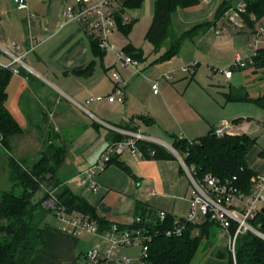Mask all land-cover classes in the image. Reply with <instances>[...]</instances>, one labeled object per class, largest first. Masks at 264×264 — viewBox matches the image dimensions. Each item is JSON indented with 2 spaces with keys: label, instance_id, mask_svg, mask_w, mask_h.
<instances>
[{
  "label": "crops",
  "instance_id": "crops-1",
  "mask_svg": "<svg viewBox=\"0 0 264 264\" xmlns=\"http://www.w3.org/2000/svg\"><path fill=\"white\" fill-rule=\"evenodd\" d=\"M126 1L116 0L118 12ZM155 1L144 0L137 9H124L123 24L132 22V31L129 36L122 38V43L115 33L111 37V44H119L123 50L129 44L141 49L139 39H145L153 22ZM245 1L199 0L198 5L178 9L173 14L172 29L178 35L184 34L196 26L212 23L222 4L233 8ZM72 2L73 0H28L29 10L26 11L20 10L14 0H0V46L10 48L13 41L18 43L26 54L27 65L26 68H20L19 75L10 77L7 86L6 107L23 131L21 135L11 139L10 152H15L12 156L32 167L48 150L49 145L66 146L67 155L59 174L72 172L74 177L96 162L114 136L120 134L104 123L139 131L153 143L166 148L175 158L155 160L129 152L119 154L115 160L128 170L116 163L108 164L103 170L97 169L95 181L98 188L90 191L97 195L86 190L82 196L96 208L101 218L119 224L130 225L134 222L139 203L144 204L150 211H165L175 218L187 217L193 185L184 170L182 159L170 149L173 142L171 136H175L170 131L178 130L181 135L179 138L189 141L196 136L197 139L204 136L197 135L202 133H195L185 127L182 120L175 118L170 102L171 92L175 87L165 86L164 95L161 96V93H153L152 83L160 78L172 81L174 74H187L191 70H197L202 63L217 64V60L227 50L231 52L232 44L238 45L234 37L239 36L243 30H228L217 36L212 27L184 42L177 57L161 63H156V59L163 53V49L160 53H155L153 45L145 39L149 43V50H152L153 58L151 68L146 73L150 79L145 82L142 80L139 85L137 78L142 72L136 75L131 66L115 60L109 50H102V57L96 56L84 27L77 22H66L63 11ZM248 44L250 46L249 41ZM168 46V43L164 45L166 48ZM143 60L148 62L145 54ZM233 60L230 57L227 66ZM0 61L7 63L9 59L0 53ZM192 63H195L192 69L183 71ZM112 72H118L127 82L125 105L107 101L87 103L90 98L105 97L114 92ZM147 99L153 105L150 109L145 105ZM168 110L174 116V122L163 119V114L166 115ZM124 116L133 122V126L124 123ZM143 118L152 119L154 123L148 124ZM78 120L82 123V132L71 136L68 133L79 123ZM225 121L228 120L224 119L222 123ZM233 125L235 131L237 126L235 123ZM38 131L48 133L41 136ZM52 131L54 133H50ZM248 164L256 173L264 172V164H253L249 160ZM62 181L67 186L74 182L64 179ZM78 189L76 192L79 194V186ZM47 230L55 246L70 250L60 257L68 259L60 261L59 264H83L86 252L83 251L79 238L67 236L56 229ZM92 238L97 243V238ZM71 255L73 257L70 259ZM34 258L31 264H34Z\"/></svg>",
  "mask_w": 264,
  "mask_h": 264
},
{
  "label": "trees",
  "instance_id": "trees-1",
  "mask_svg": "<svg viewBox=\"0 0 264 264\" xmlns=\"http://www.w3.org/2000/svg\"><path fill=\"white\" fill-rule=\"evenodd\" d=\"M144 0H127L121 10L117 12L118 30L129 36L133 23L123 24L122 11L124 9H137ZM199 4V0H156L155 16L148 29L145 39L154 47L155 53H160L165 44H169L167 50L157 59L156 63L166 62L180 54L181 48L187 40L206 32L212 28L226 11L231 9L228 4H222L216 13L215 20L202 24L192 30L178 35L172 29V16L178 9H186ZM246 12L242 15L246 28L252 33L257 20L264 18V0H246ZM93 53L102 57L104 51L100 44L88 34ZM125 54L133 59L143 62L144 53L132 45L124 48ZM255 70H264V49L259 51L254 58V63L249 67ZM12 74L8 71L0 73V143L10 152L11 139L22 134V128L6 107L8 99L7 86ZM230 92L227 97L230 101H254L264 108V94L252 98L248 93L244 95ZM148 124H153L151 119L143 118ZM135 128V127H134ZM133 129V128H132ZM123 135H115L112 142L125 139ZM172 148L180 156L183 163L191 171L193 178L202 183L207 175H212L221 183H230L245 195L251 194L254 183L253 178L257 173L248 164V154L256 144V140L248 135H226L217 137L214 129L204 137L189 141L177 136H171ZM138 148L146 159H174V155L163 146L155 143H138ZM153 153V154H152ZM67 155L66 146L49 145L48 150L42 154L39 160L32 166L8 156L10 180L13 188L21 190L20 194L13 191L0 190V264H31L37 252L44 230L35 221V212L43 207L44 200L48 197L46 189L58 190L56 194L58 202L69 213H80L88 217L96 224L100 233L111 230L113 225H118L121 230H142L152 237L148 245V259L153 264H191L204 238L212 235L211 228L218 224L205 221L194 225L182 221V232L177 234V218L172 215L162 222L157 217V212L150 211L144 204L139 203L136 208V220L130 224H119L101 218L94 206L83 196L75 193L65 185L59 177V171L63 166ZM264 160V148L258 154ZM116 163L124 170H128L115 157L109 163ZM47 185V186H46ZM43 194L39 202L34 200L37 195ZM44 208V207H43ZM182 220V219H181ZM179 220V221H181ZM251 225L264 235V213H259ZM237 225L232 226V233ZM171 232L168 235L167 232ZM237 264H264V240L254 233L247 232L238 236L236 246ZM228 264H234L230 258Z\"/></svg>",
  "mask_w": 264,
  "mask_h": 264
},
{
  "label": "built area",
  "instance_id": "built-area-1",
  "mask_svg": "<svg viewBox=\"0 0 264 264\" xmlns=\"http://www.w3.org/2000/svg\"><path fill=\"white\" fill-rule=\"evenodd\" d=\"M20 10H29L28 0H14ZM118 4L116 0H73L63 11L66 22L80 23L85 31L91 35L100 44V48L105 51H112L116 54L117 60L135 70V74H141L139 69L140 62L133 59L125 52H119L116 46L111 44V37L118 30L117 23ZM246 12L245 3L233 7L226 11L224 15L217 20L213 26V31L217 36L225 34L228 30L241 31L246 28V23L242 15ZM252 21L256 23L255 30L250 36V47L252 55L243 58L237 55L235 59L222 69H218L226 78L231 79L234 71L237 69H247L254 63V58L259 51L264 49V18L257 20L252 16ZM0 53L6 55L9 62L0 61V73L8 71L12 75H19L21 67H27L25 63L26 54L22 47L12 42L10 48L0 46ZM195 66V63L185 67L183 71H189ZM111 78L114 83V92L109 96H97L90 98L87 103L93 101L109 103H126L127 82L118 72H112ZM171 77H168L170 79ZM154 94H159V82L152 83ZM124 123L127 126H133V122L124 116ZM109 129L120 133L126 138L120 141L111 142L106 152L98 163L84 172H81L75 182L80 189L90 187L97 190L98 185L95 181L96 170H103L114 157L124 152L143 156L138 148V143H153V141L139 131L129 128H118L110 124H105ZM217 137L234 135V125L225 121L221 126L214 129ZM153 154V153H152ZM184 170L190 177L193 185L189 212L185 218H177L176 233L180 234L184 226L182 221L194 225H199L209 220L215 222L223 230L226 242V249L231 254L234 264L236 263V246L238 236L247 232L256 233L258 231L251 225V221L264 209V172L253 178L254 183L251 194L245 195L238 188L230 183H221L212 175H207L202 183H198L192 176L191 171L183 163ZM47 198L43 202V207L56 213L58 219L64 224L63 231L69 235L80 236L90 234L97 239L99 243L91 250L85 253L83 264H153L148 259L147 242L152 237L142 230H121L118 225H113L111 230L100 233L96 224L91 222L88 217L80 213H69L62 206L56 197L57 190L46 189ZM168 213L159 211L157 217L164 221ZM182 219V220H181ZM136 220V219H135ZM134 220V221H135ZM141 219L137 218V222ZM181 220V221H179ZM236 224V230L232 233V226ZM168 235L171 232H167ZM139 251L131 256L124 254V250Z\"/></svg>",
  "mask_w": 264,
  "mask_h": 264
},
{
  "label": "rangeland",
  "instance_id": "rangeland-1",
  "mask_svg": "<svg viewBox=\"0 0 264 264\" xmlns=\"http://www.w3.org/2000/svg\"><path fill=\"white\" fill-rule=\"evenodd\" d=\"M242 30L243 32L240 33V37H234V41L238 43V45L232 44V46L230 47L231 52L227 50L226 53L222 55L223 57L217 60L219 61L217 62V64L214 63V65L211 62L202 63L197 68V70H191V72L187 74H184L182 72H180L179 74H174L172 81H167L166 79L161 78L158 79L157 81L159 82V94L161 93V96L164 95L163 88L167 85L175 87V90L171 92L170 96V102L172 104L171 111L174 113L176 119L182 120L185 127L194 130L195 133H202L197 135H208L210 129L212 130L219 127L224 119H227L231 123H235L237 129L235 130L234 135L245 134L256 140L255 146L248 154V160L253 164H264V162H262V159H260L258 156V152L264 148V108L260 107L254 101L234 102L228 100L227 97L230 92H234L233 94L235 96L236 94L244 95L248 93L252 98H256L259 95L264 94V70H255L254 68L237 69L234 71V77L232 79L226 78V76L218 70L227 67V60L230 57H232V59H235L237 55H240L243 58L252 55L253 51L248 44V41H251L250 30L248 28H243ZM115 33H117L122 43V38L124 39V35L118 30H116ZM139 43V47H141V50L148 59V62H140L139 65V69L143 73L137 78L139 79L140 85L143 81L145 82L150 79L149 75L146 73L147 69L151 68V60L153 58V54L151 52L152 50H149V43L147 41L145 42L144 38L141 37V40L139 39ZM116 47L119 52L124 51L119 44ZM166 50L167 48L164 47L162 51L165 52ZM108 52L113 54V58L117 60L115 53H113L112 51ZM226 92L229 93L224 94ZM145 101H147L145 105L148 109L153 107L149 99ZM170 113L171 112L168 110L166 115L163 114V119H165L166 121L174 122V116H172ZM84 118L86 117L84 116ZM78 122L79 123L73 127V130L68 133L71 136H76L82 132V123L80 120H78ZM38 133L42 136L47 135L48 132L46 133L45 131H38ZM50 133L54 132L52 131ZM179 133L180 132L178 130L170 131V134L181 137ZM196 137L192 138L190 141L196 140ZM107 148L108 146L104 150L102 156L106 152ZM14 153L15 152H12L13 155H15ZM12 154H8L0 143L1 191L15 190L13 188V183L9 178L10 172L8 165V156H12ZM102 156H100L96 160V162L91 164L84 171L93 168L102 158ZM78 175L79 174H75V176L72 177V172H62L59 174V176H61L65 181H74L72 183H69V187L75 193H77L76 191L79 190L77 183L75 182ZM96 175H98V173ZM96 175L94 177H96ZM86 190H89V193H92L90 192L92 189L88 187L86 189H80L79 195L82 196L83 192H86ZM20 192L21 190L19 189L15 190V193L17 195L20 194ZM57 193L58 190L56 194ZM92 194L97 195V193ZM34 217L35 221L40 224L41 228L45 232L40 246L35 253V258L33 261L34 264H59L60 261L68 259L60 257H62L63 253L68 251L69 248H67L68 250H64L62 249L63 246H55L56 244H53V242L49 238V232L47 229H49L50 231L56 229V231L62 234H66L67 236L71 237L73 236L63 231L62 228L64 224L58 219L56 213L42 207L35 212ZM211 232L212 235L209 239H202L201 245L191 264H228L230 258L233 260L231 254L226 249L223 230L220 227L214 225L211 228ZM73 237L79 238L84 252H88L99 243V239H97L96 243V240H93L92 236L88 233ZM138 251V249H130L124 250L123 253L133 256L137 254ZM72 257L73 256L71 255L70 259ZM64 264H72V262H66Z\"/></svg>",
  "mask_w": 264,
  "mask_h": 264
},
{
  "label": "water",
  "instance_id": "water-1",
  "mask_svg": "<svg viewBox=\"0 0 264 264\" xmlns=\"http://www.w3.org/2000/svg\"><path fill=\"white\" fill-rule=\"evenodd\" d=\"M170 149H171V150L177 155V153H176L172 148H170ZM178 156H179V155H178ZM179 157H180V156H179ZM180 159H181V158H180ZM181 161H182V160H181ZM42 195H43V194H41V195H37L36 197H34V200H35L36 202H39V200L43 197ZM262 212L264 213V209H263ZM255 234L264 240V235H263L262 233H260L259 231H256Z\"/></svg>",
  "mask_w": 264,
  "mask_h": 264
}]
</instances>
